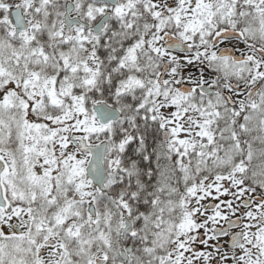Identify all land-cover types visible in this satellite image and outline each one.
Wrapping results in <instances>:
<instances>
[{
    "label": "snow or ice",
    "instance_id": "6c2138e0",
    "mask_svg": "<svg viewBox=\"0 0 264 264\" xmlns=\"http://www.w3.org/2000/svg\"><path fill=\"white\" fill-rule=\"evenodd\" d=\"M0 264H264V0H0Z\"/></svg>",
    "mask_w": 264,
    "mask_h": 264
}]
</instances>
